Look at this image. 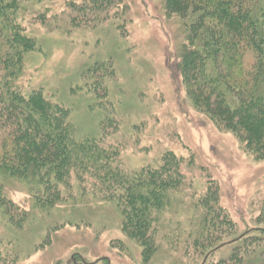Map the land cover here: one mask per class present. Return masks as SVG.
<instances>
[{
	"label": "rangeland",
	"instance_id": "obj_1",
	"mask_svg": "<svg viewBox=\"0 0 264 264\" xmlns=\"http://www.w3.org/2000/svg\"><path fill=\"white\" fill-rule=\"evenodd\" d=\"M82 1L23 4L18 21L39 50L26 55L15 86L61 104L76 139L115 150L127 173L175 159L184 183L169 193L154 239L158 250L147 264H264V224L256 219L264 212V160L187 97L177 66L192 20L168 14L164 0H116L113 21L65 29L67 5ZM260 10L264 18V0ZM213 188L234 233L197 247L206 236L194 245L186 235L203 211L191 198ZM88 192L81 203L42 211L31 208L27 185L6 184L7 198L30 213L21 229L0 214V249L13 264H142L141 247L121 231L119 210Z\"/></svg>",
	"mask_w": 264,
	"mask_h": 264
},
{
	"label": "trees",
	"instance_id": "obj_2",
	"mask_svg": "<svg viewBox=\"0 0 264 264\" xmlns=\"http://www.w3.org/2000/svg\"><path fill=\"white\" fill-rule=\"evenodd\" d=\"M26 1L30 0H0V214L15 229H21L27 220L30 211L20 209L4 193L6 184L15 181L29 188L34 210L81 203L83 194L91 191L92 196L119 210L122 233L141 247L142 264H147L158 250L154 239L169 206V193L179 192L184 183L177 162L166 156L157 169L127 173L115 150L96 140L76 139L69 113L61 104L50 102L40 90L25 93L15 86L24 58L39 50L18 21ZM35 1L53 4L59 0ZM115 1L69 3L65 29L113 21L110 11ZM261 3L263 0H164L168 14L192 20L177 66L187 97L196 109L232 133L256 161L264 160ZM35 17L44 22V16ZM213 190L203 199L191 198L193 207L203 211L186 235L188 241L195 237L194 245L206 236L197 247L234 233V224L217 208V189ZM256 219L264 224V212ZM13 259L0 249V264H13Z\"/></svg>",
	"mask_w": 264,
	"mask_h": 264
}]
</instances>
